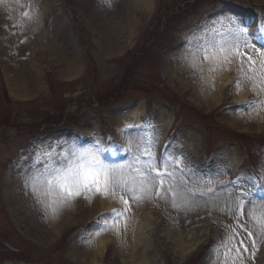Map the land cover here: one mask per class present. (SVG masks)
I'll return each mask as SVG.
<instances>
[{
	"label": "rangeland",
	"instance_id": "374dc122",
	"mask_svg": "<svg viewBox=\"0 0 264 264\" xmlns=\"http://www.w3.org/2000/svg\"><path fill=\"white\" fill-rule=\"evenodd\" d=\"M150 1L149 6L133 8L132 2L138 0H111V7L103 0H0V264L17 260L27 264H223V252L214 254L213 248L225 240L226 226H234L232 217L229 222L218 217L225 214L219 209L227 208L219 204L221 196L227 198L226 192L214 200L205 196L199 200L201 207L191 211L183 205L173 208L171 198L168 202L151 199L156 207L147 204L144 209V203L139 205L131 226L143 210L158 220L151 217L141 243L122 253L115 232L123 218L117 221L112 210L97 206L88 213L87 200L81 197L75 203L78 211H69L64 227L46 240L42 236L48 228L45 216L44 222L39 221L35 212L44 206L13 204L20 199V189L7 187L8 182L20 178L23 166L30 162H22L21 158L31 157L37 147L65 141L84 146L94 138L108 143L109 137L120 144L118 129L128 124L154 125L159 137L157 153L167 151L185 157L193 170L184 173L187 187H193L201 176L215 175L218 169L226 174L219 177L217 188L237 178L251 186L250 178L259 180L264 174V129H249L244 131L249 132L245 136L226 124L232 116L250 113L253 109L245 110V102L264 99V94L257 97L245 81L250 86L245 88L247 100L233 103L236 78L224 88L220 103L199 107L193 100L198 102L201 94L213 89L215 71L210 69L215 63L204 79L195 75L172 77L163 71L165 65L172 63L176 68V61L187 57L185 37L199 32L202 24L221 13L235 15L253 30L264 26V0ZM119 17L122 33L117 52L109 49V40L110 27ZM135 20L138 22L130 36ZM179 48L184 49L182 55H177ZM70 61L77 62L72 73L77 70L64 75L62 71ZM7 76L15 78L21 87L30 86L28 81L34 87L35 79L26 77L38 78L40 89L28 97L16 98L8 87ZM134 108L142 109L138 119L131 115L121 118ZM169 118L172 124L165 130ZM243 120L252 123L246 116ZM128 134L136 137L143 132L133 128ZM230 147L240 159L237 167L230 164ZM105 158L119 162L127 154L118 151ZM181 178L178 172L177 180ZM255 196L264 199V192L256 190ZM123 208L121 203L116 210L123 212ZM101 214L109 219L105 221ZM241 223L251 227L248 218L242 217ZM101 226L105 230L97 234ZM206 226L207 237L178 259L174 251L181 244H191L194 234L206 230ZM178 232L182 234L178 236ZM108 233L112 238L94 263L79 259L85 254L92 257L94 240ZM241 239L251 247L246 231L238 230L236 243ZM140 249L148 254L142 261L137 258ZM262 249L263 245L257 255H262ZM73 250H78L76 259L69 255ZM260 257H256L255 264H264Z\"/></svg>",
	"mask_w": 264,
	"mask_h": 264
},
{
	"label": "snow or ice",
	"instance_id": "6c2138e0",
	"mask_svg": "<svg viewBox=\"0 0 264 264\" xmlns=\"http://www.w3.org/2000/svg\"><path fill=\"white\" fill-rule=\"evenodd\" d=\"M103 2L111 7V0ZM250 28L235 15L221 13L202 24L199 32L185 37V52L188 54L185 59L189 60L190 66L191 60H196L200 54L205 61H213L220 67L238 62L237 91L241 89L242 81H247L254 94L260 97L264 94V26L251 32ZM209 36L214 37V41H208ZM210 70L215 71V68ZM261 106H264V99L245 102V110ZM133 128L142 129L143 134L130 136L129 130ZM118 132L120 144L109 137L108 143L94 138L84 146L65 141L37 147L31 157L21 158L22 162L30 161L19 173L25 194L31 192L37 203L43 204L46 213L53 215L61 208L72 206L81 197L91 202V198L97 195H110L113 199L119 196L123 212L113 209L111 213L118 221L124 212L132 210L133 205L139 206L153 198L165 202L171 198L173 208L180 209L183 205L191 211L193 207H201L199 200L205 196L214 200L226 192L230 204L219 210L233 218L234 226H226V238L213 248V253L223 252V264H237V261L246 264L245 257L255 264L257 253L264 245V199H258L255 191L264 192V174L259 180L250 178L253 181L251 186L237 178L217 188L219 177L226 174L218 169L215 175L201 176L193 187H187L184 173L193 170L183 156L167 151L157 153L159 137L154 125L128 124ZM118 151L126 153L127 158L119 162L105 158L106 154L115 156ZM178 172L182 177L180 180H177ZM245 214L251 227L241 223ZM101 217L105 221L109 219L103 214ZM104 230L101 226L97 234ZM238 230L246 231L250 248L243 239L236 243Z\"/></svg>",
	"mask_w": 264,
	"mask_h": 264
},
{
	"label": "bare ground",
	"instance_id": "6f19581e",
	"mask_svg": "<svg viewBox=\"0 0 264 264\" xmlns=\"http://www.w3.org/2000/svg\"><path fill=\"white\" fill-rule=\"evenodd\" d=\"M136 4V5H135ZM145 5V6H149L151 4L150 0H138V2H132V6L134 7H140L141 5ZM130 7V5H129ZM138 20H135L134 23L132 24V28L131 31L129 33L130 36H132L134 34V26L137 24ZM251 31L253 29H250ZM120 33H122L121 30V26H120V17L118 20L114 21L112 23V26L110 27V46L109 49L110 50H116L117 52L120 51ZM183 48H179L177 50V55H182L183 54ZM255 59V57H254ZM213 63V61H205L203 59V57H201V55H198V58L196 60H191V66L189 63V60L186 59H182L180 61H176V68L181 69V74H177V69L174 68V64L169 63L168 65H165L163 71L164 73H170L172 75V77H181L182 75H188V76H198L201 78H206L208 77L207 71L210 67V65ZM215 63V62H214ZM67 67L62 71L64 73V75H72L74 73H72L73 68L77 67V62L76 61H70V63H67L66 65ZM27 69V68H25ZM72 69V70H71ZM3 72H5V68L2 67ZM28 71V69L26 70ZM71 71V72H70ZM74 71V70H73ZM206 71V74H205ZM236 71V73H235ZM237 63L234 62L231 65H227L226 67H220L215 63V72H214V79H215V84L213 85V89L210 91L209 94H201V97H199V101L196 102V100H193L194 104H197L199 107L203 106V107H207V106H214L218 103H220L221 101V97L223 95V90L224 88H227L234 79L237 78ZM7 84L8 87L10 88V91L12 93V95L16 98H24V97H28L30 96L29 94H33L35 92H37L40 89V85H39V80H37L38 78H30V77H26L25 79H35V85L34 87L32 86V82L28 81L27 84L24 87H21L19 85V83H17V81L15 82L14 79L10 76H7ZM237 80V79H236ZM22 85V84H21ZM24 85V83H23ZM249 83L242 81V87L239 91H237L236 86L234 85L233 88H235L233 90V93L231 94V100L233 103H241L247 100V94L245 91V88H248ZM250 87V86H249ZM259 87V85H258ZM251 89H252V85H251ZM142 112V109H138V108H134V111L131 114H124L121 116V118H129L130 115L133 116V119H138V114H140ZM248 117L251 118V124L249 122V124H245L244 122V118ZM121 118H118L119 120ZM264 120V106H261L259 109H253L250 113H243L242 115H240L239 117L235 118L234 116H232L231 121L227 122L226 124L230 127V128H234L237 131H249V129H255V131H262V129H264V124H261V121ZM172 119L169 118L164 126V129L166 130L170 124H171ZM249 133V132H247ZM252 133V132H250ZM193 143V142H192ZM234 148L230 147V151H232V155L230 156V164L235 167H237L240 164V159H238V154L237 152L234 153ZM21 184V185H20ZM8 188H18L20 189V194H19V201H17L16 203L13 204H17V203H25V204H35L38 206H43V204L37 203L36 199L32 196L31 192H29L27 195L25 194V188L23 187V182L21 181L20 178H17L16 180H12L10 182H8L7 184ZM12 195V194H11ZM5 197L7 199V203L8 205H10L11 203H9V195L6 193ZM97 199H91V202L87 201L86 205H85V209L88 213L94 211L96 209V207H100L103 210L106 211H110L113 210L114 207H119L121 205V202L118 198L113 199L112 197H105L103 195H97L96 197ZM78 202V201H77ZM75 202V203H77ZM219 204L221 205V207H228L230 202L227 200L226 197L221 196V198L219 199ZM75 203L72 206H68V207H64L61 208L58 212V214L53 215L51 212H47L45 211V208L42 207L41 209H39L37 212L36 216L38 218L39 221H43L42 218L45 216V223L47 224L48 228L43 230L42 236L46 239L49 240L50 238L52 239L55 235H57L59 233V231L64 227V225L66 224L68 217H69V211L70 212H76L78 211V208L76 209L75 207ZM147 204H152L156 207V201L153 200H149L147 202L144 203V209L146 207ZM115 208V209H116ZM139 206H132V210L129 212H126L125 216L123 217V219L121 220V222L119 223V228L117 229V232H115L116 237L118 239L119 242V246H120V251L123 253L125 252V250H129L132 247L137 246L138 243H141L140 237L142 238V236L144 235V228L146 226H150V224L152 223L151 217L154 219L158 220V217H156L153 213L150 212H146L145 210L141 211L140 214H138L137 219H135V224L131 226V222L133 219V215L138 211ZM80 211V209H79ZM220 219L225 220L227 222L230 221L229 216L226 214L223 215H219L218 216ZM245 219H247V215L245 214V216L243 217ZM16 223L20 224V221L17 219H15ZM44 222V221H43ZM42 222V223H43ZM209 233V227L206 226V230L200 231L197 234H194V236L192 237V243L189 245H183L179 246L174 252L176 257L182 258L186 255H188L189 253H191L193 251V249H195L196 245H198L203 237H207ZM180 234H182V232H178V236H180ZM110 238H112V234L108 233V234H104V235H100L98 236L94 242H93V247H92V257H88V255H84L81 256L79 259L81 261H89L94 263V261H96L98 256H101L102 253L104 252L105 246L106 244L110 241ZM188 241V240H186ZM140 248V247H139ZM262 251H264V245H263V249ZM156 254V253H155ZM72 259H76L78 256V250H73L70 252L69 254ZM148 254L146 253L145 249H140L138 251L137 254V258L139 261L145 260L147 258ZM261 256L259 259L263 260L264 259V252L262 253V255H257V257ZM246 264H249L248 261L245 259ZM237 264H239V262H237Z\"/></svg>",
	"mask_w": 264,
	"mask_h": 264
}]
</instances>
